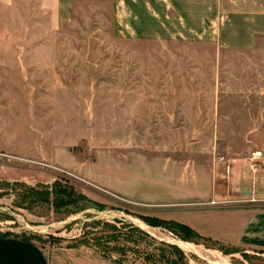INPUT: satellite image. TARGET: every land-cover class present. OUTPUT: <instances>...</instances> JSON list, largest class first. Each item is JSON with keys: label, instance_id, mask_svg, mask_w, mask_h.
<instances>
[{"label": "rangeland", "instance_id": "rangeland-1", "mask_svg": "<svg viewBox=\"0 0 264 264\" xmlns=\"http://www.w3.org/2000/svg\"><path fill=\"white\" fill-rule=\"evenodd\" d=\"M113 4L75 0L57 26L30 0L0 4V234L49 264H264L236 234L261 203L253 175L232 182L237 197L171 204L123 194L114 174L137 162L145 181L156 160L223 181L229 162L264 169V40L163 37L162 14Z\"/></svg>", "mask_w": 264, "mask_h": 264}, {"label": "crops", "instance_id": "crops-1", "mask_svg": "<svg viewBox=\"0 0 264 264\" xmlns=\"http://www.w3.org/2000/svg\"><path fill=\"white\" fill-rule=\"evenodd\" d=\"M17 1L0 0V4L11 6ZM30 1L39 10L49 13L51 22L57 26L61 14L72 11L75 0ZM113 12L160 13L163 37L178 36L211 42L222 50H251L259 39L264 40V0H114ZM147 29L153 32L158 29L153 18ZM229 163V171L223 181L218 171H214L211 179L210 171H203L202 166L196 164L186 166L177 163L173 169L170 164L165 166L164 162L156 160L146 168V180L139 182L137 162L130 161L124 168L116 162L115 182L129 181V185L120 184V188L125 189H120L123 194L149 203L189 204L217 199L222 188L226 197H237L239 193L234 192L236 188L232 182L249 180L253 175L254 181L262 184L263 193L257 196L261 203L245 216L236 234L239 242L264 248V169L257 165L252 174L239 165L238 160L232 165ZM0 264H49V260L37 242L0 234Z\"/></svg>", "mask_w": 264, "mask_h": 264}, {"label": "trees", "instance_id": "trees-1", "mask_svg": "<svg viewBox=\"0 0 264 264\" xmlns=\"http://www.w3.org/2000/svg\"><path fill=\"white\" fill-rule=\"evenodd\" d=\"M156 221V220H155ZM157 221H160V220H157ZM164 222H165V220H163ZM171 222H173V223H175V224H177L179 227H182V228H184L185 230H188V231H190V232H192L193 233V230L187 225V224H184V223H181V222H176V221H171ZM194 234H196V233H194ZM173 245V244H172ZM175 246V245H174Z\"/></svg>", "mask_w": 264, "mask_h": 264}, {"label": "built area", "instance_id": "built-area-1", "mask_svg": "<svg viewBox=\"0 0 264 264\" xmlns=\"http://www.w3.org/2000/svg\"><path fill=\"white\" fill-rule=\"evenodd\" d=\"M261 155V152L260 151H255L252 153V156L251 158H257ZM254 167L256 168V164L254 165Z\"/></svg>", "mask_w": 264, "mask_h": 264}]
</instances>
